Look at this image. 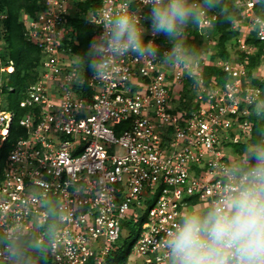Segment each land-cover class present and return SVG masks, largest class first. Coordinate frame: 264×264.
I'll return each mask as SVG.
<instances>
[{
  "label": "built area",
  "instance_id": "2783aa9c",
  "mask_svg": "<svg viewBox=\"0 0 264 264\" xmlns=\"http://www.w3.org/2000/svg\"><path fill=\"white\" fill-rule=\"evenodd\" d=\"M227 1L247 25L236 40L245 57L220 59L217 67L228 79L212 76L208 83L200 57L173 66L134 55L106 56L104 79L92 74L85 79L69 69L76 59L66 47L77 43L69 24L80 13L76 0H41L42 10L22 13L25 37L40 49L41 72L19 101L28 109L18 119L26 134L11 145L16 112L0 103V234L22 227L42 242L54 205L58 227L48 245L49 264H108L126 221L142 218L122 264H167L164 237L183 212L207 206L222 191L226 167L243 155L236 145L249 144L251 116L261 114L264 104L254 82L264 83L258 0ZM100 2L83 15L99 35L115 12L147 11L145 0ZM6 18L0 12V35ZM216 18L209 12L199 22L208 41L214 40ZM254 31L262 54L250 69L249 57L258 46L245 37ZM155 39L162 52L170 46L163 36ZM13 70L0 51V74ZM0 264H11L2 245Z\"/></svg>",
  "mask_w": 264,
  "mask_h": 264
},
{
  "label": "clouds",
  "instance_id": "9594fccd",
  "mask_svg": "<svg viewBox=\"0 0 264 264\" xmlns=\"http://www.w3.org/2000/svg\"><path fill=\"white\" fill-rule=\"evenodd\" d=\"M147 11L121 10L102 25V32L90 42L78 65L98 80L107 68L106 56L134 55L160 59L168 65H187L192 49L183 39L185 31L199 22L221 0H145ZM257 31H264L258 25ZM150 36L152 38H146ZM163 36L170 46L161 51L155 39ZM115 71V70H113ZM192 76V73H188ZM258 111L264 114V104ZM227 180L222 191L207 206H192L176 218L163 239L167 264H264V140L246 144L241 158L225 169ZM53 217L55 208L49 209ZM36 227H40L39 220ZM50 239L56 225L48 226ZM0 245L11 264H32L31 252L41 241L22 227L0 234Z\"/></svg>",
  "mask_w": 264,
  "mask_h": 264
},
{
  "label": "trees",
  "instance_id": "16d2710c",
  "mask_svg": "<svg viewBox=\"0 0 264 264\" xmlns=\"http://www.w3.org/2000/svg\"><path fill=\"white\" fill-rule=\"evenodd\" d=\"M100 3V0H79L78 7L80 13L69 21V24L76 31L75 39L77 43L69 42L66 44V47H70L72 57L75 59L78 56H83L88 49L89 42L94 37L99 36L97 27L89 24L83 15L88 10L92 9L95 11L100 6ZM222 5H229L231 10L229 13L220 12L214 21L213 38L216 40L215 48L218 52L212 55V61L231 59L233 57L231 52L232 46L229 47V43L233 40L236 43V40L240 36V30L233 28V18H231L232 12H236V17H240V12L230 1L221 0L220 5L211 11L219 10ZM42 9L43 5L41 0H0V12L7 15V18L4 20V35H0V39H3L2 45H0V51L4 62L11 60L14 64L13 72H4L0 74V88L3 90L2 96L4 97L3 107L16 112V119L13 122L11 134L8 139L9 145H11L18 136L24 137L26 134L24 129L18 126V119L23 116L28 109L20 107L19 101L23 97L26 88L31 83L38 80L41 72L40 49L25 37L21 15L23 12L34 15ZM255 13L264 18V0H258L256 2ZM184 34H187L183 39L190 49H192V54H197V48L204 44L200 23L190 26ZM245 42L249 44L254 43L258 46L257 52L249 57L250 69H254L260 63L262 44L257 39L255 31L246 35ZM235 51L241 58L245 57L242 51H239L237 48L233 52ZM69 69L78 71L85 79L92 74L87 70L86 64L78 65L77 60ZM212 76H215L221 82L228 79V76L214 65V63L204 68L206 83L210 81ZM254 82L262 88L263 93L261 100L264 102V83H259L257 80H254ZM10 88H12V90H10ZM87 93L90 95L88 90ZM251 118L254 121V125L252 138L249 144L262 141L264 138V114L256 115L253 113ZM245 145L246 144L236 145V151L242 152ZM51 208H54V205L49 209ZM57 216L53 217L49 211V218L44 225L46 234L41 242V247L31 252L32 264H49L48 245L51 239L49 237L48 226L55 223L56 228L58 227ZM141 219L138 222L127 220L125 225L130 226L134 230V225L136 223L140 224ZM117 245V249L109 255L108 264H122L131 251L133 239L120 237Z\"/></svg>",
  "mask_w": 264,
  "mask_h": 264
},
{
  "label": "rangeland",
  "instance_id": "374dc122",
  "mask_svg": "<svg viewBox=\"0 0 264 264\" xmlns=\"http://www.w3.org/2000/svg\"><path fill=\"white\" fill-rule=\"evenodd\" d=\"M78 1L79 0H76V7H78ZM74 8H75V5H74ZM230 8L231 7L229 5H222V7L219 10H214L211 12H215L217 15L220 12L229 13L231 10ZM23 13H25V12H23ZM236 15H237L236 12H232L231 18H233V28L241 29L242 30V31H240V36H241L242 34L246 33L247 25H246V22H244V23L239 22V20L242 19V16L236 17ZM202 31L205 32L204 29ZM211 33L213 35V30H211ZM185 36H187V34L184 35L183 38H185ZM202 39L204 41V44L200 45V47L197 48V51H196L197 54H192L190 57L191 58L200 57V60L203 61V63H204V66H203V74H204V68L206 66H209L213 63H214V65L218 66L217 64H218V61L220 59L219 60H213V61L211 60L212 55L215 54L216 52H218L217 49L215 48V44H216L215 38H214V40H209V41L206 40L205 38H202ZM234 43H235L234 40L230 41L229 47L232 46L231 47L232 55L236 56L237 55L236 51L235 52H233V51L237 48V44L235 43V45H236L235 46ZM1 98L2 99L0 100V103L3 106V102H4L3 98L4 97L2 96ZM139 231H140V224L139 223H136L134 225V230L130 226L125 225L122 229L121 236L125 237L127 239H133V246H134V244L136 243V241L138 239Z\"/></svg>",
  "mask_w": 264,
  "mask_h": 264
}]
</instances>
